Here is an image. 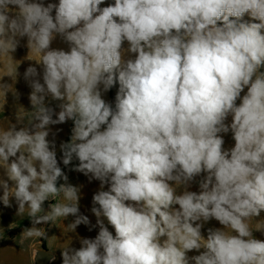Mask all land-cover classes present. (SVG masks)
Here are the masks:
<instances>
[{
	"label": "clouds",
	"instance_id": "9594fccd",
	"mask_svg": "<svg viewBox=\"0 0 264 264\" xmlns=\"http://www.w3.org/2000/svg\"><path fill=\"white\" fill-rule=\"evenodd\" d=\"M22 46L40 58L30 120L0 131V203L28 209L29 236L71 216L98 232L62 264H264V0H0V54ZM74 158L99 181L95 224L61 167Z\"/></svg>",
	"mask_w": 264,
	"mask_h": 264
},
{
	"label": "rangeland",
	"instance_id": "374dc122",
	"mask_svg": "<svg viewBox=\"0 0 264 264\" xmlns=\"http://www.w3.org/2000/svg\"><path fill=\"white\" fill-rule=\"evenodd\" d=\"M58 2V0H54ZM24 42H22L23 44ZM127 46V45H125ZM52 47L68 49L69 45L63 42L59 37L54 41ZM40 54L35 51H29L26 47H20L13 53V55L0 54V83H7V88H0V131L5 130L10 123L16 122V117H22L24 123L27 124L31 118L32 110L31 104L28 99L31 89L28 87L26 81L23 78L25 68L34 61L39 60ZM20 60L23 63L19 66L17 82H13L11 77H8L9 71H15L18 67ZM33 60V61H29ZM118 83L107 93L104 98L114 103L116 92L118 91ZM7 92V93H6ZM6 93V95H5ZM16 93L19 94L17 98ZM47 102V101H46ZM59 102L51 101V106L55 107ZM59 109H57L58 111ZM72 122L68 121L63 125H55L52 127V133L59 131L55 140L57 143L58 157L59 143L61 141H67L71 135ZM49 139H53L52 134L49 135ZM225 147H231L234 141L231 139V134L225 136ZM78 161L74 158L72 165L64 167L61 163V167L69 176V183L77 186H82L81 200H80V212L87 215L92 224H95L96 218L90 211L92 207V196L99 190V181L89 182L88 177L69 169L77 164ZM2 174V170H0ZM199 179V178H198ZM104 190H107V186ZM192 190H197V185H193ZM57 201H52L56 203ZM59 202H66L63 198H59ZM16 205L13 201L11 208H6L0 203V264H62L61 250L71 243L72 247H80V237H94L98 228L93 231H89L84 225L78 226L75 232H72L67 223L71 222L74 218L69 217L67 220L63 218H57L53 223L48 225H38L36 227L46 231V237L29 236L28 229L32 228L31 221L28 217V209L26 208L22 215H16ZM47 207V203L45 204ZM106 223V221H105ZM251 227L254 230V235L257 238L264 239V236L260 232H256L258 227L264 228V212L261 213V217L254 218L250 222ZM219 226L218 222L212 221L205 227ZM110 231H114L109 226ZM195 253H190L192 255ZM51 257H55V261H51Z\"/></svg>",
	"mask_w": 264,
	"mask_h": 264
}]
</instances>
